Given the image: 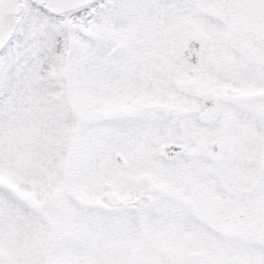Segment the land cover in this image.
<instances>
[{
	"label": "snow or ice",
	"instance_id": "obj_1",
	"mask_svg": "<svg viewBox=\"0 0 264 264\" xmlns=\"http://www.w3.org/2000/svg\"><path fill=\"white\" fill-rule=\"evenodd\" d=\"M0 264H264V0H0Z\"/></svg>",
	"mask_w": 264,
	"mask_h": 264
}]
</instances>
